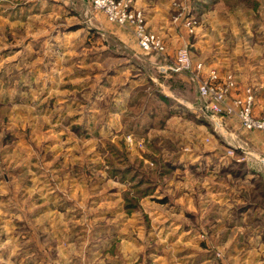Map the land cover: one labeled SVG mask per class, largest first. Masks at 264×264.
Listing matches in <instances>:
<instances>
[{"label":"rangeland","instance_id":"374dc122","mask_svg":"<svg viewBox=\"0 0 264 264\" xmlns=\"http://www.w3.org/2000/svg\"><path fill=\"white\" fill-rule=\"evenodd\" d=\"M150 4L165 56L89 0H0V264H264V132L199 92H255L264 0Z\"/></svg>","mask_w":264,"mask_h":264},{"label":"built area","instance_id":"2783aa9c","mask_svg":"<svg viewBox=\"0 0 264 264\" xmlns=\"http://www.w3.org/2000/svg\"><path fill=\"white\" fill-rule=\"evenodd\" d=\"M92 7L105 14L107 20L126 30H131L137 40L138 47L145 54H157L165 56L167 46L163 39L149 31L146 27L147 21L143 11L136 8V0H89ZM193 21H189L188 27L192 29ZM194 30V29H193ZM191 30V32H193ZM190 53L187 49H181L178 59L168 69L173 71L190 72L194 69ZM197 68V67H196ZM202 72V64L198 67ZM197 82L201 78L196 76ZM196 80V79H194ZM238 89L235 79L229 77L225 82L216 73L208 76L205 82L200 81L199 92L206 99L207 108L217 114L237 115L243 128L248 132H264V117L254 115L253 91L248 88L245 91V99L239 100V105L231 106L227 102V97ZM211 105V106H210ZM241 109L238 110V107Z\"/></svg>","mask_w":264,"mask_h":264},{"label":"crops","instance_id":"0c3cea01","mask_svg":"<svg viewBox=\"0 0 264 264\" xmlns=\"http://www.w3.org/2000/svg\"><path fill=\"white\" fill-rule=\"evenodd\" d=\"M136 6H137L138 9H141L144 12H146V14L148 15V21H147V23L149 22V24H150L151 20L154 22L155 21L154 19L155 18H159V16H160V15H158V13H156V11H154L153 8L150 7L151 6L150 0H137ZM117 29L120 32V36H122L121 30L119 28H117ZM163 30H162V33L161 32L160 33L165 35V33L163 32ZM248 70H249V73L251 75V78H254L253 80L257 84L256 88H254L255 89V92L253 91L252 88L248 87V88H250L253 91V94H254V102H255L254 115L257 116V117H263L264 115H262L261 112L264 111V107H263L264 106V64H263V62L260 59V61L255 62L254 65L252 64L250 66V69H248ZM260 106H262V110L261 111L258 109ZM248 166H249V169H248L249 170V173L253 177V175L256 174L257 172L254 171L250 167V164L249 163H248ZM256 253H258L260 255V252L259 251H257Z\"/></svg>","mask_w":264,"mask_h":264}]
</instances>
